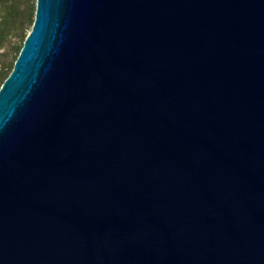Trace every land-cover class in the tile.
<instances>
[{"label": "water", "instance_id": "1", "mask_svg": "<svg viewBox=\"0 0 264 264\" xmlns=\"http://www.w3.org/2000/svg\"><path fill=\"white\" fill-rule=\"evenodd\" d=\"M0 264H264V0H35Z\"/></svg>", "mask_w": 264, "mask_h": 264}, {"label": "trees", "instance_id": "2", "mask_svg": "<svg viewBox=\"0 0 264 264\" xmlns=\"http://www.w3.org/2000/svg\"><path fill=\"white\" fill-rule=\"evenodd\" d=\"M35 0H0V86L30 31Z\"/></svg>", "mask_w": 264, "mask_h": 264}]
</instances>
